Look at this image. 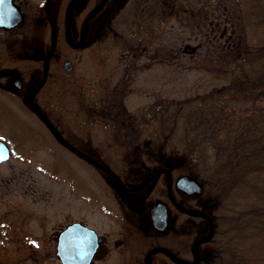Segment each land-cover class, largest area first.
<instances>
[{"label": "rangeland", "instance_id": "374dc122", "mask_svg": "<svg viewBox=\"0 0 264 264\" xmlns=\"http://www.w3.org/2000/svg\"><path fill=\"white\" fill-rule=\"evenodd\" d=\"M21 1L34 6L35 12L24 10L20 30L12 33L0 30V140L10 149L9 160L0 164L1 251V233L5 228L9 233L8 224L15 220L24 222L22 234L42 236L36 242H39L36 246L42 247L50 241L55 230L84 215L86 209L98 211V206L104 203L106 207L110 204L122 212L125 199L112 180L62 145L37 114L29 110L28 97L42 75L39 60L49 46L51 33L44 22H35L42 18L44 0ZM67 1L53 2L52 15L59 28L60 41L52 62L53 74L34 101L63 140L96 156L132 190L144 191L157 171V165L155 159H151L154 154L150 147L152 138L144 131L141 134L142 125L135 116L156 102L187 100L227 83L238 69V62L233 59L240 55L239 50L233 48V39H229L231 29L219 24L210 30V19L197 25L196 20L188 16L189 12L173 4L166 8L172 14L168 22L141 43L128 45L117 39L105 41L94 35L93 44L70 52L63 41V11ZM97 1L81 0L73 10L75 24L86 8ZM111 1L103 11L104 20L127 0ZM224 26L226 29L222 31ZM21 29L27 30V41L33 51L30 56H35L36 60L26 55L19 57L6 42L7 37L22 41ZM65 60L73 66L70 73L62 66ZM15 78L20 79V91L14 85ZM128 124L139 128V131L135 127L131 132L139 139L135 138L138 141L134 151L146 152L143 155L146 158L136 159L129 153L134 151L126 149L123 129ZM151 132L152 129L149 134ZM123 151L126 155H120ZM189 169L193 170L189 163L178 162L171 172L172 180L181 175L193 178L187 173ZM172 191L187 207L200 209L197 197L183 196L173 186ZM107 193L108 197L105 196ZM135 199L139 203L138 198ZM166 199V180L161 177L149 202L166 204ZM168 211V227L157 234V240L176 252L190 255L191 241L198 232L193 225L201 221L179 215L173 208ZM112 215L105 211V221L117 220ZM124 215L129 225L124 234L129 242L130 262L142 264L143 253L151 244L150 230L139 227L145 220L127 212ZM117 238L120 237H114ZM29 243L34 244V241L25 239L26 247ZM8 247V257L0 255V264H18L11 237ZM26 247L23 264H56L50 255L38 256L39 262L33 261ZM153 261L154 264H176L162 253H155Z\"/></svg>", "mask_w": 264, "mask_h": 264}, {"label": "trees", "instance_id": "16d2710c", "mask_svg": "<svg viewBox=\"0 0 264 264\" xmlns=\"http://www.w3.org/2000/svg\"><path fill=\"white\" fill-rule=\"evenodd\" d=\"M173 4L197 25L210 19V30L229 27L238 69L219 89L156 102L135 117L152 138L156 169L187 162L203 189L197 198L213 228L197 264H264V0H127L103 20L98 36L141 43L168 22ZM22 29V41L6 42L19 57L33 55ZM125 126L126 149L137 150L131 132L139 128Z\"/></svg>", "mask_w": 264, "mask_h": 264}, {"label": "flooded vegetation", "instance_id": "af4514ba", "mask_svg": "<svg viewBox=\"0 0 264 264\" xmlns=\"http://www.w3.org/2000/svg\"><path fill=\"white\" fill-rule=\"evenodd\" d=\"M14 5L18 7V9L22 13V20L24 18V10L29 9L30 12H35V7L31 4H28L27 1L22 2L21 0H12ZM55 0H44L43 5L41 7V13L42 18H38L35 20L40 21L41 23L44 22L50 30V40H49V46L44 54L43 57H41V60L37 58L42 63V71H41V77L37 81L34 89L30 93L28 97V105L29 108L37 114L39 119L46 125V127L53 133V136L57 138V140L64 145L66 148L77 154L78 156L82 157L83 159L87 160L93 166H95L100 172H102L106 177H108L110 180H112L119 189L123 192L125 199L123 200L122 207L123 211H118V209H114L115 207L113 205L107 204V207L104 203H101L100 206H98L100 209L97 211L94 209L85 210V214L82 216H78L72 220L68 224H66L63 227L58 228L55 230L51 237L50 241L46 243L45 246L39 247L36 245H39V241L42 236H26L22 234V230L24 229V222L22 220H15V222H12V224H8V227L10 226L11 231L8 233L7 229L1 233V239H3L2 243V251L0 250V255L7 259L8 253H9V239L10 237L14 241V247L13 249L17 252L18 257V264H23L25 262L24 259V248L26 247L24 244L25 239L33 240L34 244L29 243V246L26 247L27 251L30 252L31 259L35 262H39L41 255H50L54 258V261L56 264H62V262L59 260L58 252L61 249L63 252L67 253V259L69 261V264H131L130 262V255L127 252L129 242H127V237L124 234V230L126 227H128V223L125 221V215L124 212H127L129 215H135L136 217L141 218V220H145V223L142 224L141 227L143 230L148 229L150 231V238H151V244L145 249L143 253V259L142 264H154L153 261V255L155 253H162L165 254L167 257H169L173 262L176 264H197L201 260V254L204 253L202 251V248L208 244L210 241V238L212 236V223L207 214L205 212L201 211V209H195V208H189L185 204H183L178 198H176L172 191V186H175V181L172 180L171 172H169V176L166 174H160L159 177L156 179L155 183L153 184V187L150 191L149 187L151 183L154 180L155 174L153 178H151L148 188L145 189L143 192L139 190H132V188L128 185V183H124L119 176L113 171L110 170L108 167H104V165L101 164L100 161L97 160L96 156H92L91 154H86L80 149L74 147L67 141H61L59 138L60 134L56 130V128L52 125V123L45 117L40 107L35 103L34 98L36 95L41 91V89L46 85L49 78H51L50 74H53L52 69V62L55 58V53L58 48V43L60 41L59 38V28L58 25L52 15V8H53V2ZM103 1V4H102ZM111 0H98L96 3L94 2L92 6L87 7L81 18L78 20V22L75 24L72 15L73 10L80 5L81 0H68L67 4L63 11V29H64V45L67 49L72 51H77L80 48H82L84 45L93 44L94 42V35H98V31L100 32V29L103 27V20H104V12L105 8ZM118 1V0H112L111 2ZM102 4V7L99 9L100 5ZM23 23V22H22ZM37 27V25H36ZM53 29L55 31L56 37L54 41V47L52 48V40H53ZM3 30V29H0ZM6 31V30H3ZM95 32V33H94ZM53 49V50H52ZM49 59L46 63V59ZM65 56V55H63ZM62 56V57H63ZM28 58L36 60V57L29 56ZM66 62L70 63V69L66 70L64 65ZM63 68L66 73H70L73 70V66L69 60H65L63 62ZM46 68V78L43 83V85L40 87V89L33 95V92L36 90L40 82L42 81V77L44 74V70ZM17 78H15L16 80ZM19 79V78H18ZM14 80V82H15ZM20 82V79H19ZM15 85V84H14ZM21 82L19 87L16 86V89L18 91L22 90L21 88ZM32 97L33 105L29 103V100ZM42 112L44 115V118H42L38 112ZM125 124V123H124ZM129 125V124H128ZM125 126V125H124ZM120 155H126V152H119ZM131 154H134L135 156H142L145 155L146 152H129ZM100 167H103L107 170H109L110 173H107L100 169ZM156 173V172H155ZM161 177H164L166 180V204L162 203L166 207V213H167V220H166V228L168 227V218H169V209L173 208L179 215H188L191 217L197 218L200 223H194L193 226L197 227L198 232L194 236L195 238L192 239V251L189 254L185 253H179L174 251L171 247L167 246L166 244L160 242V240H157V236L160 232L164 231H157L154 229L151 220L149 218V212L150 209L156 204L161 202H155L151 203L149 202V196L151 192L153 191L154 187L158 183ZM114 190V189H113ZM149 192V193H148ZM180 192V191H179ZM182 193V192H180ZM108 194L105 195L108 197ZM147 194V195H146ZM183 196L192 197L187 194L182 193ZM195 196V195H193ZM135 197L138 198L139 203L136 202ZM102 200V199H99ZM106 200V199H105ZM103 201V200H102ZM201 205V202H200ZM89 206V205H87ZM86 206V207H87ZM178 207H181L187 212H181ZM105 211L112 213L114 217L117 218V220L109 219L107 222L105 221L104 213ZM197 212L202 213L205 217H200L195 215ZM115 213V214H114ZM192 213V214H189ZM144 218V219H143ZM77 223L78 226L71 229L68 233V236L65 238L64 241V247H61L59 245V235L64 230L70 227L71 225ZM147 224V227H144V225ZM108 228L109 230H104L105 228ZM91 230L89 232L88 230ZM165 228V229H166ZM204 230V231H203ZM147 233V232H146ZM158 234V235H157ZM115 236H119L120 238L114 239ZM28 245V244H27ZM29 249V250H28ZM29 256V257H30ZM5 259V261H6ZM30 259V258H28Z\"/></svg>", "mask_w": 264, "mask_h": 264}, {"label": "water", "instance_id": "95a60500", "mask_svg": "<svg viewBox=\"0 0 264 264\" xmlns=\"http://www.w3.org/2000/svg\"><path fill=\"white\" fill-rule=\"evenodd\" d=\"M103 4V1H102ZM102 4L100 5L99 9L102 7ZM0 15H2V18L4 20L3 23H0V28H3L5 30H12L13 28H15L16 26H18L21 21H22V13L21 11L18 9V7H16L13 3L12 0H5L4 3L0 4ZM55 31L53 29V40H52V48L54 47V41H55ZM53 50V49H52ZM50 54L48 55V58L46 59V63L48 62ZM66 70L70 69V63L66 62L64 65ZM46 78V68L44 70V74L42 77V81L40 82V84L38 85V87L36 88V90L33 92V95L40 89V87L43 85L44 81ZM15 86L19 87L20 82L19 79L17 78L14 82ZM31 96L29 103L31 105H33V101H32V97ZM39 115L44 118V116L42 115V113L39 111L38 112ZM59 139L61 141H63V139L59 136ZM10 158V150L9 147L7 146V144L3 141L0 140V164L4 163L6 161H8ZM101 170L110 173L109 170L100 167ZM166 174L167 176H169V172L166 169H159L154 177V180L149 188L148 191H150L153 187V184L155 183L156 179L159 177L160 174ZM175 188L178 189L179 191H181L184 194L187 195H200L201 194V187L200 185L193 179L189 178L186 175H182L179 178H177L176 182H175ZM149 193V192H148ZM147 195V194H146ZM178 209L181 212H187V210L178 207ZM192 214V213H189ZM195 215L200 216V217H205L202 213L197 212ZM149 218L151 220V223L154 227V229H156L157 231H163L166 228V220H167V213H166V207L164 204L162 203H156L149 212ZM78 226L77 223L71 225L70 227H68L67 229H64L60 235H59V245L61 247H64V241L65 238L68 236V233L71 229H73L74 227ZM85 230H88L85 228ZM89 232H91V230H88ZM58 257L59 260L62 262V264H69V261L67 259V253L63 252V250L61 251V249L58 252Z\"/></svg>", "mask_w": 264, "mask_h": 264}, {"label": "snow or ice", "instance_id": "6c2138e0", "mask_svg": "<svg viewBox=\"0 0 264 264\" xmlns=\"http://www.w3.org/2000/svg\"><path fill=\"white\" fill-rule=\"evenodd\" d=\"M5 2V0H0V4H2V3H4ZM4 22V20H3V18H2V15H0V23H3Z\"/></svg>", "mask_w": 264, "mask_h": 264}]
</instances>
